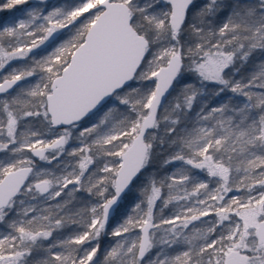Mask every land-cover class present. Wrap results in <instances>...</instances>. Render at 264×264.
<instances>
[{
  "label": "snow or ice",
  "instance_id": "1",
  "mask_svg": "<svg viewBox=\"0 0 264 264\" xmlns=\"http://www.w3.org/2000/svg\"><path fill=\"white\" fill-rule=\"evenodd\" d=\"M0 264H264V0L0 26Z\"/></svg>",
  "mask_w": 264,
  "mask_h": 264
},
{
  "label": "rangeland",
  "instance_id": "2",
  "mask_svg": "<svg viewBox=\"0 0 264 264\" xmlns=\"http://www.w3.org/2000/svg\"><path fill=\"white\" fill-rule=\"evenodd\" d=\"M4 0H0V4H3ZM35 2V0H30V3L27 5H21V6H17L14 9L8 10V9H4L2 11H0V26H3L4 24L8 23L9 21L15 19L16 17H19L22 13V10L25 8L30 7L33 3ZM49 5L52 4H56V5H62V4H71L74 2V0H48ZM64 32L67 31V29L63 30ZM16 63V62H14ZM156 252V249H153V251L151 253L148 254V256H154ZM148 257L146 256L145 259H147Z\"/></svg>",
  "mask_w": 264,
  "mask_h": 264
},
{
  "label": "trees",
  "instance_id": "3",
  "mask_svg": "<svg viewBox=\"0 0 264 264\" xmlns=\"http://www.w3.org/2000/svg\"><path fill=\"white\" fill-rule=\"evenodd\" d=\"M67 32H68V30L65 31V33H67ZM63 38L66 39L67 36H65V37H63ZM259 60H260V56H259L258 54L255 55L254 57L250 58V63H249V65H246L245 68L242 69V72H243L244 74H247V73L251 72V71L253 70V65H254L256 62H258ZM229 95H231V94H229ZM211 103H213V104L216 103V100H213ZM170 167H171V166H170ZM230 195H231V194H230ZM131 203H132L131 199L126 200L125 203H124V205L121 207V213H123V212H130V211H131ZM168 213H169V209H165V210H164V214L167 215ZM118 215H119V214H118ZM65 231H68V230L66 229ZM112 239H113V238H111V237H108V238H104V239H102V241H101V247H102V249L105 248V247H108L109 244H110V241H111ZM101 259H102V257H101Z\"/></svg>",
  "mask_w": 264,
  "mask_h": 264
}]
</instances>
